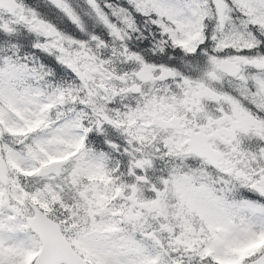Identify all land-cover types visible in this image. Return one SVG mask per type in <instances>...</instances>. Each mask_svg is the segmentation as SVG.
I'll use <instances>...</instances> for the list:
<instances>
[{
  "label": "snow or ice",
  "instance_id": "6c2138e0",
  "mask_svg": "<svg viewBox=\"0 0 264 264\" xmlns=\"http://www.w3.org/2000/svg\"><path fill=\"white\" fill-rule=\"evenodd\" d=\"M0 264H264V0H0Z\"/></svg>",
  "mask_w": 264,
  "mask_h": 264
}]
</instances>
